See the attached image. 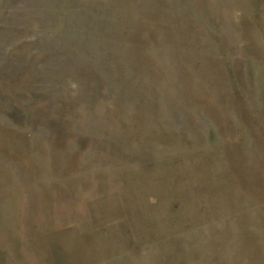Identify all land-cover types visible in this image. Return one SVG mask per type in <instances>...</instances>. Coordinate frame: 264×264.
Returning a JSON list of instances; mask_svg holds the SVG:
<instances>
[{
    "label": "rangeland",
    "instance_id": "obj_1",
    "mask_svg": "<svg viewBox=\"0 0 264 264\" xmlns=\"http://www.w3.org/2000/svg\"><path fill=\"white\" fill-rule=\"evenodd\" d=\"M0 264H264V0H0Z\"/></svg>",
    "mask_w": 264,
    "mask_h": 264
}]
</instances>
